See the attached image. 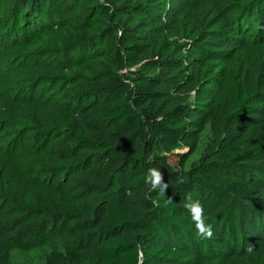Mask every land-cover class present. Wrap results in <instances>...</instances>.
Masks as SVG:
<instances>
[{
	"label": "trees",
	"instance_id": "1",
	"mask_svg": "<svg viewBox=\"0 0 264 264\" xmlns=\"http://www.w3.org/2000/svg\"><path fill=\"white\" fill-rule=\"evenodd\" d=\"M12 1L17 12L30 11L27 20L33 17L36 31L57 35L53 48L43 50L51 75L37 89L43 98L59 85L55 97L60 102L33 104V97L18 113L12 114V107L5 113V126L16 140L32 138L0 148V203L25 212L42 233L60 224L93 231L106 227L111 235L94 246L93 264L240 260L238 240L257 234L261 219L255 204L264 203V85L251 92L247 74L226 73L222 64L233 50L224 37L238 36L253 17L261 21L264 9L248 12L236 27L226 22L223 32H207L199 44L202 56L178 50L160 55L165 65L154 66L140 63V57L150 48L156 21L170 15L166 0ZM116 15L122 21L142 20L118 35L121 25L105 22ZM103 40L113 41L115 55L128 68L139 66L114 89L90 65L89 49ZM127 80L126 90L121 84ZM180 91L194 93L188 104L193 115L177 104L173 93ZM210 113L224 123L220 150L206 152L188 171L156 155L162 143L177 159L183 158L176 152L181 146L195 149L197 139L191 135L200 116ZM133 130L135 139L130 138ZM86 131L110 142H93ZM138 141L145 143L142 151ZM149 169L160 171V184L144 182ZM84 193L94 198L87 207L81 203ZM192 201L204 210L210 238L195 235L185 208ZM0 264H7L1 236Z\"/></svg>",
	"mask_w": 264,
	"mask_h": 264
},
{
	"label": "rangeland",
	"instance_id": "2",
	"mask_svg": "<svg viewBox=\"0 0 264 264\" xmlns=\"http://www.w3.org/2000/svg\"><path fill=\"white\" fill-rule=\"evenodd\" d=\"M149 2L146 0L144 3ZM182 2V0H173L171 3L170 0H166L164 7L170 15L168 17L164 15L156 21L150 48L147 46L144 55L140 57V63L165 65L159 62L162 60L160 55L169 56L178 50L198 58L203 54L199 44L206 38L207 32H223V24L226 22L236 27L248 12L254 15L264 9V0H196L194 4L192 0L183 4ZM203 2L207 4L202 6ZM17 7L18 5L12 0H0V148L5 150L12 144L17 145L20 141L28 142L32 138V136H20L19 140H16L17 137L10 134L12 128L5 126L8 123L5 113L11 107L12 114H16L17 108L29 105L28 102L33 97V104L60 102L59 98L55 97L59 92V85L43 98L38 97L41 91L37 89L39 81L51 75L49 58L43 50L53 48L52 43L57 35L36 31L32 23L33 17L27 20L30 11L27 8H19L22 12H17ZM141 20L142 18H137L136 21H122L120 16L116 15V18L105 22L120 24L118 35H121V31L128 32L129 28H135ZM248 25L243 26L245 28ZM237 33L240 34L224 37L231 45L233 53L231 58L223 61L222 65L228 74L240 72L247 74L251 92H254L264 85V38L261 36L262 33L264 34V17L261 21L253 17L248 28L244 31L238 30ZM131 34L136 35L135 32ZM143 43L148 45V42ZM113 48V41L106 43L103 40L94 43L89 49L92 58L91 68L101 74L104 85L111 86L110 89L117 88L114 85L119 86V79H125V76L133 74L139 67L128 68L115 55ZM174 66L175 64H172L171 69ZM170 72L171 70H168L166 74ZM174 75L176 76L177 72H174ZM202 76L206 78L205 73ZM129 83L127 80L121 84V87L127 90ZM173 94L177 104L188 107V113L193 115L194 111L188 104L194 101V93L180 91ZM207 106L209 107L210 104ZM200 117L203 119L198 124V131L191 135L192 138L197 139L195 149L181 146L176 152L181 153L183 158L177 159L168 155L167 144L162 143L158 146L156 155L168 156L172 162L178 163L188 171L206 152L220 150L223 144L224 123L216 113ZM85 133L93 142H110L103 135L88 131ZM130 138H136L134 130L130 132ZM136 146L142 151L145 143L138 141ZM93 199V196L84 193L81 203L87 207ZM255 205L259 208L261 224L256 235L245 234L243 240H238L236 249L239 250L235 255L239 256L240 260L232 264H264V203ZM109 235L111 231L106 227L93 231L82 226L62 224L51 228L48 233H42L37 230L34 222L28 220L25 212L0 203L1 246L6 254L7 264H93L94 246ZM249 248L251 251L248 250ZM205 264H220V260L208 259Z\"/></svg>",
	"mask_w": 264,
	"mask_h": 264
},
{
	"label": "clouds",
	"instance_id": "3",
	"mask_svg": "<svg viewBox=\"0 0 264 264\" xmlns=\"http://www.w3.org/2000/svg\"><path fill=\"white\" fill-rule=\"evenodd\" d=\"M162 181L160 171L156 169H149L144 176V182L149 185H157ZM185 208L188 210L191 220L194 223L195 235L199 238L205 239L212 236L211 225L205 223V213L198 201H192L185 204ZM251 251V248L248 249Z\"/></svg>",
	"mask_w": 264,
	"mask_h": 264
}]
</instances>
